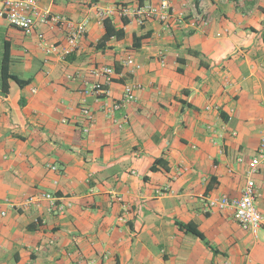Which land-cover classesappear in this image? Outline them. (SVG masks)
<instances>
[{"label": "crops", "instance_id": "1", "mask_svg": "<svg viewBox=\"0 0 264 264\" xmlns=\"http://www.w3.org/2000/svg\"><path fill=\"white\" fill-rule=\"evenodd\" d=\"M166 1L183 18L169 29L122 18L118 0H38L50 14L87 20L67 54L63 29L26 35L0 20V76L7 45L8 73L30 81L0 87V264H264V162L253 176L256 234L231 209L204 211L208 198L241 195L264 133V0ZM105 19L123 37L98 47ZM94 66L118 74L107 103L124 84L140 85L114 116L126 123L84 93ZM84 106L94 117L88 132ZM41 194L63 213L27 203Z\"/></svg>", "mask_w": 264, "mask_h": 264}, {"label": "built area", "instance_id": "2", "mask_svg": "<svg viewBox=\"0 0 264 264\" xmlns=\"http://www.w3.org/2000/svg\"><path fill=\"white\" fill-rule=\"evenodd\" d=\"M92 1V0H88ZM117 9L120 16L133 20L138 26L142 27L151 20H157L162 23L165 29H169L172 20L182 22L183 18L177 16L168 1L161 0L154 4L151 2L128 4L124 0H118ZM112 13L111 10H98V16L105 18ZM0 20H4L8 25L21 30L24 34L30 35L35 32L37 26L47 25L50 28L58 27L66 32L67 47L65 54L72 51L80 38H82L87 30V20L81 22H73L65 16L50 14L47 10L41 9L38 0H0ZM38 39L43 40L41 33L37 34ZM57 46L46 45L47 53H57ZM128 67H135L134 61L128 59L124 62ZM90 75L94 78L91 84L87 85L84 90L85 94H89L94 98V101L99 103L100 109L104 111L113 122L124 124L127 122V117L122 116V119L117 121L115 114L125 109L129 104L134 103L137 99L136 92L141 88L135 82L124 84L120 98L107 103L109 97L108 85L118 75L113 67L94 66L90 69ZM81 113L84 115L87 127L84 131L88 132L90 126L94 122V117L87 107L81 108ZM242 162L241 158L237 159ZM264 162V133L259 140L258 148L253 155L250 166L246 171L245 185L241 190V195L238 198H229L221 196L218 198H208L204 203V211L213 209L225 210L231 209L235 220L244 230H248L256 234L263 226V217L255 207L256 190L253 176L258 172L260 165ZM55 171V167L51 166ZM41 200H46L49 203L50 210L63 213L64 205L58 204V201L50 194H41L40 196H32L28 198L27 203H37ZM69 206V205H67ZM118 221L125 223V218L120 216ZM264 232V228H263ZM89 264H93L89 262Z\"/></svg>", "mask_w": 264, "mask_h": 264}, {"label": "trees", "instance_id": "3", "mask_svg": "<svg viewBox=\"0 0 264 264\" xmlns=\"http://www.w3.org/2000/svg\"><path fill=\"white\" fill-rule=\"evenodd\" d=\"M139 3H143L142 0H139ZM104 27H105V34L103 38L100 40V42L97 44L98 47H101L104 45V43L109 40L111 37H116V38H122L123 37V32L121 30H114L111 25L109 20L105 19L104 20ZM139 39L134 40L133 46L137 47ZM8 61H9V53H8V48L7 45L4 48L3 56H2V62H1V82H0V87L2 93H6L8 89V84L7 81L9 79L13 80L18 86L24 87L27 85L30 81L29 80H22L18 78L15 75H11L8 73ZM162 164V159H157L155 160L154 164L151 167L152 171L156 170V166H159ZM179 228L182 229L184 232L191 233L201 240H204L202 234L196 229V227L193 224H179Z\"/></svg>", "mask_w": 264, "mask_h": 264}]
</instances>
